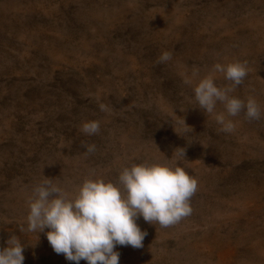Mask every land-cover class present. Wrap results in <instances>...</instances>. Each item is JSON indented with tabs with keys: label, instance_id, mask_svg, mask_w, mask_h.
<instances>
[{
	"label": "rangeland",
	"instance_id": "1",
	"mask_svg": "<svg viewBox=\"0 0 264 264\" xmlns=\"http://www.w3.org/2000/svg\"><path fill=\"white\" fill-rule=\"evenodd\" d=\"M235 61L247 76L231 95L254 97L260 120L219 102L206 116L193 98L205 76L230 85L212 67ZM132 163L183 167L197 191L177 224L140 217L143 247L117 246L119 264H264V0H0V248L15 235L23 264H75L28 231L33 187L71 197Z\"/></svg>",
	"mask_w": 264,
	"mask_h": 264
},
{
	"label": "clouds",
	"instance_id": "2",
	"mask_svg": "<svg viewBox=\"0 0 264 264\" xmlns=\"http://www.w3.org/2000/svg\"><path fill=\"white\" fill-rule=\"evenodd\" d=\"M171 58L172 54L164 51L157 62L166 63ZM212 71L223 74L231 83L218 87L212 75L199 79L193 87V98L206 116L214 112L219 102L227 116L244 112L248 120H260L261 109L254 97L245 101L231 95L247 76L246 65L239 61L215 63ZM198 73L194 68L193 76ZM98 107L100 111H109L102 102ZM216 121L221 125L220 131L235 130L224 113L217 114ZM80 131L88 136L99 134L100 122L84 121ZM82 147L86 149L85 155L96 150L95 144L82 143ZM179 155L185 157V149ZM196 191L197 181L183 167L163 163L125 166L117 183L85 178L71 197L52 184L51 179H45L33 187L27 201V227L28 231L44 233L53 251L75 264L81 260L87 264H119L117 246L143 247L147 233L136 222L140 217L165 228L177 224L191 215L189 202ZM6 245L0 248V264H23L24 246L17 236H10Z\"/></svg>",
	"mask_w": 264,
	"mask_h": 264
}]
</instances>
